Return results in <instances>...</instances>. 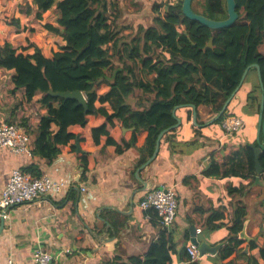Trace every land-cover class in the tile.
<instances>
[{"label":"crops","instance_id":"crops-1","mask_svg":"<svg viewBox=\"0 0 264 264\" xmlns=\"http://www.w3.org/2000/svg\"><path fill=\"white\" fill-rule=\"evenodd\" d=\"M145 2L133 1L134 4ZM165 4L162 3L159 13ZM154 5H149L152 10ZM28 7L35 10L33 0H0V46L10 44L17 53L26 48L28 55L37 48L51 59L65 41L46 31L51 39L47 53L44 42L36 34L45 24L56 26L57 13L52 9L43 14L42 21H37L33 13L25 15ZM50 14L53 22L48 17ZM11 18L18 25L10 26ZM130 41L118 40V43L129 45ZM115 59L118 61L117 55ZM12 76V71L0 69V123L20 127L24 123L25 128H21L26 133V129L30 130V147L23 155H13L0 148V200L13 170L31 176L46 175L66 187L32 203L11 207L0 216V264L9 260L33 264L39 248L50 253L58 264H107L114 257L128 264L133 257L143 259L150 245L160 239L161 231L154 216L145 219L139 202L161 186L173 188L177 200L175 220L165 232L171 264H264L260 254L264 242V172L257 175L255 164L250 168L246 151L247 146L258 145L257 118L243 117L241 108L240 112L237 109L239 102L233 106L235 97L227 108L236 111L245 122L237 134L227 136L220 123H211L215 117H202L203 107L196 108V125L192 123V109L188 120V109L178 108L175 116L180 125L173 135L168 132L161 138L157 156L145 167L150 157L140 162L146 132L139 131L135 145L117 153V146L131 139L134 128L124 127L116 118L107 121L99 111L87 117L84 127L70 126L68 132L74 138L60 147L54 159L47 161L33 153L38 122L46 114L38 102L41 95H36L31 103H23L22 93H12ZM110 81L108 75L98 88L99 97L110 90ZM147 99V94L136 91L127 103L132 109L141 110L148 107ZM94 106L107 115L113 113L106 102H96ZM101 126L113 144L107 142L106 136L98 137L95 142L92 131ZM56 131L57 126L52 124L51 132ZM238 206L246 212L238 234L241 243L230 257L220 261L217 255L227 244L231 215ZM192 239L217 246L216 254L199 257L197 253V258L188 263L186 248L192 246Z\"/></svg>","mask_w":264,"mask_h":264},{"label":"trees","instance_id":"trees-1","mask_svg":"<svg viewBox=\"0 0 264 264\" xmlns=\"http://www.w3.org/2000/svg\"><path fill=\"white\" fill-rule=\"evenodd\" d=\"M193 3L200 12L192 10L210 20L227 18L225 0H193ZM235 4L236 21L228 28L210 30L182 15V0H169L163 13L158 10L162 6H154L153 9L158 11V16L152 19L155 26L140 27V35L132 37L129 45L122 43L119 46L118 33L111 28L106 15V0H33L35 10L28 7L25 15L33 13L35 20L42 21L43 14L55 9L56 26L45 24L43 29L61 37L65 45L49 59L37 48L28 55L26 48L17 53V49L4 43L0 46V69L13 72L12 93H22L23 103H31L36 95H41L38 102L46 109V114L40 118L35 132V156L47 161L54 159L60 147L74 138L68 128L84 127L87 117L99 111L107 121L116 118L124 127L134 128L131 139L117 146V153L133 147L139 131L146 132L140 162L144 163L152 156L159 133L175 125L176 119L172 115L175 107L188 109V120L192 105L208 107L216 116L234 93L243 72L253 65L259 67L264 85V0H235ZM8 22L12 27L18 25L13 18ZM211 38L212 48L204 50ZM116 55L120 61L117 67L112 63ZM125 58L130 60L129 63ZM108 75L110 90L99 97L98 88ZM99 79L102 81L96 84ZM245 83H248L247 87ZM50 88L54 92H82L87 112L76 100L48 95ZM136 91L148 95V107L134 110L127 103ZM235 98L239 102L237 108H241L243 114L257 118L260 87L256 68L249 69ZM96 102L108 103L113 113L107 115L96 110ZM228 116L238 117L236 111L226 108L214 124ZM52 124L57 126L55 133L51 132ZM21 127L25 128L24 123ZM26 130L30 134V130ZM175 132L176 129H172L169 134ZM92 134L95 142L98 137L106 136L107 142L113 144L104 126L94 129ZM246 151L253 169V149L247 146ZM259 163L264 172V151L259 156ZM33 177L39 176L34 174ZM245 216L242 206L232 212L227 244L220 249L218 260L230 257L240 245L238 234ZM165 232L161 231L160 239L150 245L143 259L133 257L128 264H171ZM251 245L255 246L254 243ZM260 254L264 259V242ZM187 261L189 263L190 259ZM107 264L124 263L114 257Z\"/></svg>","mask_w":264,"mask_h":264},{"label":"built area","instance_id":"built-area-1","mask_svg":"<svg viewBox=\"0 0 264 264\" xmlns=\"http://www.w3.org/2000/svg\"><path fill=\"white\" fill-rule=\"evenodd\" d=\"M220 126L227 136H232L245 126V122L241 117L228 116L221 121ZM29 147L30 137L25 130L15 124L0 123V148L9 150L13 155H23L28 152ZM65 187L64 183L53 181L46 175L36 178L21 170H13L2 192L0 216H4L5 211L11 207L32 203L51 192L59 193ZM139 208L145 212V219L151 220L152 216L156 218L160 231H168L177 214L174 189L163 186L152 189L141 199ZM186 253L190 260L197 258L194 246H188ZM6 264L18 263L9 260ZM33 264L58 263L50 253L39 248L34 254Z\"/></svg>","mask_w":264,"mask_h":264},{"label":"water","instance_id":"water-1","mask_svg":"<svg viewBox=\"0 0 264 264\" xmlns=\"http://www.w3.org/2000/svg\"><path fill=\"white\" fill-rule=\"evenodd\" d=\"M226 1V12H227V18L225 20L221 21H214L210 20L200 14L195 13L192 10V2L193 0H182V6H181V12L182 15L187 18L190 21L198 22L199 24L203 25L204 27L210 29V30H218V29H223V28H228L230 27L237 19L238 15L235 11L236 4L235 0H225ZM263 34H264V17H263ZM212 38L209 40L207 45L204 47V50L211 49L212 48ZM252 67L256 68V75L257 79L259 82V87H260V104H259V112L257 116V131H256V141H257V147H253V152H254V164H255V171L257 175H260L263 173V170L261 168V165L259 163V156L260 154L264 151V85L262 82L261 78V73L259 70V67L257 65H253ZM247 68L239 81L238 86L236 87L234 93L227 99L225 102L224 106L222 107L221 111L216 115V117L211 121H216L220 119V117L225 113V110L232 100L233 97H235V94L237 91L240 89L242 84L244 83L248 71L250 68ZM102 79H99L96 84L101 82ZM48 95L64 100H76L78 102V105L82 106L84 109V112H87V103L85 100V97L83 96L82 92L75 90V91H66V92H54L51 88L48 90ZM192 109V123L196 125V107L195 106H190ZM180 108V107H175L172 111L173 117L176 119L175 125L172 127L165 129L161 131L157 137L154 151L152 153V156L149 158V160L143 165V167L149 165L157 156L158 151H159V143L161 138L168 133L170 130L177 128L180 125V121L176 118L175 116V111ZM262 134V139L263 143H261L260 136ZM191 245L194 246L197 249V253L199 257H202L205 254H210V255H215L217 252L218 247H210L204 242H198L196 239H192Z\"/></svg>","mask_w":264,"mask_h":264},{"label":"rangeland","instance_id":"rangeland-1","mask_svg":"<svg viewBox=\"0 0 264 264\" xmlns=\"http://www.w3.org/2000/svg\"><path fill=\"white\" fill-rule=\"evenodd\" d=\"M133 1L134 0H122V1L116 2V0L115 1L106 0L107 18H108L109 23H111V28L118 33L117 37L119 38L118 40L120 42L131 40L132 36L140 35V31H139L140 27L148 28L151 26H155V24L152 22V19L158 16L157 15L158 11L152 10L149 5L155 4L154 6L159 7L162 5V3L166 2L168 4L169 0H151V1L144 0L146 1L145 4H142V3L134 4ZM112 2L116 7L115 6L113 7V5L111 4ZM192 8L193 9L196 8L193 2H192ZM164 10L165 8L163 7V9L160 10V13H163ZM195 11L200 12L198 8L195 9ZM48 17L50 18L51 14ZM50 20L51 22H53V18H50ZM46 22H50V21L47 20ZM123 34H126L129 38L125 39ZM36 37H40L37 39L44 42V45H45L44 48H46V52L48 53L49 51L48 46L51 44V39L47 38L46 30L39 29L38 34H36ZM112 62L116 64H120L119 61H117L115 58L112 60ZM245 84L247 87L248 83H245ZM233 104L235 108V105L237 104L236 100L235 102H233ZM237 109H239V107ZM238 111L240 112V109ZM201 112H202V117H206V116H210V118L216 117L214 114L210 112V108L208 107H203ZM241 112H242V109H241ZM242 116L246 117L247 115L242 114ZM20 120L21 119H19V121Z\"/></svg>","mask_w":264,"mask_h":264}]
</instances>
